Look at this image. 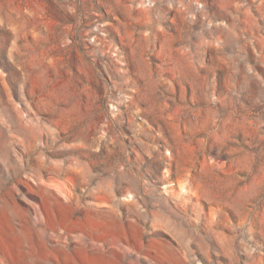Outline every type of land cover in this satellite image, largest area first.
<instances>
[{"label": "rangeland", "instance_id": "obj_1", "mask_svg": "<svg viewBox=\"0 0 264 264\" xmlns=\"http://www.w3.org/2000/svg\"><path fill=\"white\" fill-rule=\"evenodd\" d=\"M0 264H264V0H0Z\"/></svg>", "mask_w": 264, "mask_h": 264}]
</instances>
